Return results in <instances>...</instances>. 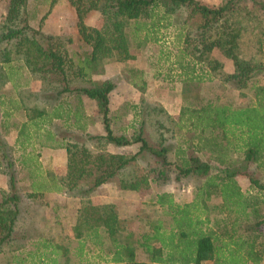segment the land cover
Wrapping results in <instances>:
<instances>
[{"label": "trees", "instance_id": "1", "mask_svg": "<svg viewBox=\"0 0 264 264\" xmlns=\"http://www.w3.org/2000/svg\"><path fill=\"white\" fill-rule=\"evenodd\" d=\"M27 1L8 0L5 17L0 21V60L24 61L46 85L59 93L86 95L96 101L102 113L105 134L85 133L81 140L72 137L66 143V191L82 198L74 228L79 238H87L98 249V262L202 264L213 260L214 264H260L264 259V183L254 176L249 166L256 163L264 169V83L253 78L257 70L264 71V61L256 60L253 55L246 56L243 41L250 19L262 22L264 0H252L253 8L247 0H225L218 6L200 0H69L78 18V37L89 48L80 63L73 59L59 36L31 25ZM182 6L200 18L195 35L190 31L183 34L182 52L194 61L206 62L210 70L221 72L223 63L211 55L214 49H219L234 62V71L224 74L222 79L233 82L240 90L252 92L255 97V102L243 106L212 101L182 106L180 125H177L198 132L194 136L198 141L195 150H204L218 162L215 172L211 163L199 154L182 151L176 153V159L170 158L169 147L152 145L141 128L130 136L115 133L109 114V94L114 82L99 79L85 84L89 68L110 60H126L131 57L133 44L149 40L151 32L144 35L143 32L156 27L157 22L150 27L145 19L152 17L156 9L164 8L172 13ZM91 9L104 13V27L89 26L85 22ZM256 44H264V31L256 38ZM257 52L262 51L257 47ZM207 129L210 134L204 135ZM110 144H136L137 149L128 154L107 152L105 149ZM232 152L242 155L240 163H236ZM145 157H151L147 174L130 173L134 162ZM0 169L8 179L7 187H0L1 253L14 241L21 201L13 149L2 139ZM173 173L175 180L197 175L203 177V182L194 199L184 203L177 202L171 192L159 194L157 202L164 213L154 221L148 219V228L136 240H133L134 233L127 231L114 203L100 207L93 203L94 191L112 178L118 180L122 189L141 190L148 188L151 180L168 182ZM241 173L247 174L259 191L246 194L237 179ZM44 186L42 181L32 183L35 190ZM215 197L220 202L210 206V200ZM81 241L79 257L74 262L91 263L94 258L84 256V240ZM59 247L60 260L42 251L47 264L71 263L70 250ZM138 248L148 255V260L138 259ZM10 250L3 264H26L20 252L15 248ZM42 254L38 264L46 263Z\"/></svg>", "mask_w": 264, "mask_h": 264}, {"label": "rangeland", "instance_id": "2", "mask_svg": "<svg viewBox=\"0 0 264 264\" xmlns=\"http://www.w3.org/2000/svg\"><path fill=\"white\" fill-rule=\"evenodd\" d=\"M6 1L0 0V13L2 14L7 11ZM200 1L210 6H218L225 0ZM247 4L253 8L252 0H247ZM27 11L31 25L43 30L47 28L50 31L60 32L56 36L60 38L63 36L61 40L75 61L79 57H85L84 52L88 51L89 48L84 43H81L78 37V18L75 7L69 0H28ZM2 19L3 17L0 18V21ZM145 20L150 27H152V23L157 22L156 27H152L149 30L146 29L143 32V35L151 32L149 40H143L140 45L133 44L131 46L129 64L134 61L145 60V65H148V68L144 67L145 77L140 81V84L141 82L147 84V96L150 99L147 98L142 104L139 118L131 117L129 113L132 111L129 108V113L127 114L126 112L123 117L116 119V121L113 120V125L116 131L123 130L128 135H132L135 130L143 129L144 135L152 145L159 146L162 144L169 147L170 158L176 159L178 157L176 153L182 151L186 154H199L203 160L211 163L212 172H215L218 168V162L204 150H195L194 145L198 141L194 136L198 132L184 125L179 126L182 106L200 105L210 101L243 106L255 102V97L252 92L240 90L233 82H226L222 79L224 74L234 71V62L219 49H214L211 55L223 63L221 72L210 70L206 62L194 61L191 56H187L182 52V48L185 46L183 34L190 31L195 35L198 31L197 26L200 20L199 15L193 13L187 6H182L172 13H167L164 8H159L153 12L152 17ZM250 21V25L245 31L243 52L246 56L253 55L256 60L262 59L264 61V44L262 46H257L256 44V38L264 31V18L262 22L257 18L250 19ZM85 22L89 26L102 28L105 26L106 17L102 11L91 9L85 17ZM154 36L157 39L153 40L152 37ZM257 47L263 53H258ZM147 58L149 64L147 63ZM105 65V62L98 64V68L96 67L95 71L98 70L97 73L101 74ZM253 78L259 80L260 83H264V71L257 70ZM90 83V80L85 82L87 85ZM73 103L76 105V99ZM120 103L119 97L115 96L113 104L119 106ZM117 111L119 112L120 109H117ZM95 114L97 115V121L100 122L102 113L98 105ZM131 120H134L133 125L128 124ZM139 122H142V125H138ZM178 123L179 125H177ZM209 134L210 130L207 129L204 135ZM66 135H70V138L74 137L75 140H81L83 133ZM130 148L128 147L127 149L126 147L123 151L128 154L136 150L134 147L133 149L132 147ZM105 150L112 152V148H109V146ZM232 156L237 164L240 163L242 155L232 152ZM150 161L151 157L136 160L134 165L130 167L129 172L134 171L140 175L147 174L146 169L150 167ZM17 169V177L24 176L27 172V170L19 166H17ZM249 170L253 171L254 176L264 183L263 168L258 167L256 163H252L249 166ZM174 175L175 173L171 175V179L168 182L151 180L148 188L129 191L120 188L118 180L114 179L115 182H109L102 190L98 187L94 191V204L96 207H100L105 201H113L124 220L127 231L133 232V240H136L148 228V219H153L154 221L163 215V208L157 202L159 194L171 192L177 202L184 203L194 199L196 191L203 182V177L197 175H189L181 180H175L173 178ZM237 179L246 194H255L259 191L258 188L252 185L247 174L241 173L237 176ZM18 187L19 192L21 191L24 196H22L20 214L13 234L14 241L6 247V252L0 253V264L6 262L11 248H15L16 252L21 253L27 260L26 264H32L33 262L38 264L40 253L42 254L44 250L48 257L54 255L60 260L62 255L59 245L70 250L69 256L74 261L79 257L78 247L82 244L81 240H84V256H88V258L96 256L97 258L98 249L87 238L83 239L77 236L73 225L72 209L66 214V220L63 221L62 215L58 213L61 212L60 210L55 208L52 210L36 201H34L36 206L34 203H30L32 200L26 196L32 187L29 181L18 180ZM219 202L220 199L215 197L209 203L210 206H213ZM262 210L264 213V207ZM215 215L218 216V212H215ZM45 242L47 244H44ZM46 255L42 254L45 264H47ZM137 257L144 260L149 258L142 248H138ZM98 264L102 263L98 262ZM202 264H214V261L207 260ZM260 264H264V259Z\"/></svg>", "mask_w": 264, "mask_h": 264}, {"label": "crops", "instance_id": "3", "mask_svg": "<svg viewBox=\"0 0 264 264\" xmlns=\"http://www.w3.org/2000/svg\"><path fill=\"white\" fill-rule=\"evenodd\" d=\"M6 2L8 7V0ZM5 14L6 11L3 14L0 13V18L5 17ZM44 31L53 35L60 33L47 30V28H44ZM61 38L63 39V36ZM130 58L105 62L106 65L101 74L97 73L98 70L95 71V66L89 68L85 78L86 80L109 79L114 82V88L109 94V114L112 128L117 134L126 133L123 130L116 131L113 120L116 121L123 117L126 112L128 114L129 108L132 111L129 113L130 116L139 118L142 104L147 98L150 99L147 96V84L142 82L140 84V81L145 77L144 67L148 68V65H145L144 59L129 64ZM83 59L85 57H79L77 62L80 63ZM115 96L120 99L119 106L113 104ZM75 99L76 105L73 103ZM96 109V101L86 95L59 93L58 90H54L53 86L46 85L42 79L33 74L24 61L0 60V139L12 146L16 166L27 170L24 176L17 178L29 181L30 186L35 181L44 182V189L35 190L31 187L29 192H26V196L32 200L30 203L35 205L34 201H36L44 207L60 210L62 213H58L62 215L63 221L66 220V214L72 209L74 227L79 208L82 205V198L70 195L66 191V184H63L67 181L68 151L66 143L70 138V135L66 134H78L79 132L81 134H105L103 121H97ZM117 109L120 111L118 112ZM128 124L133 125L134 120L129 121ZM138 125H142V122H139ZM126 147L127 149L128 147L137 149L136 144L109 145V148H112V153H125L123 150ZM0 172V187L6 188L8 185L7 176L1 169ZM109 182H115V180L112 178L103 183L99 186L100 190L106 187ZM125 191L129 190L125 189ZM20 195L22 200L24 194L21 191ZM94 197L92 196L93 203ZM105 203L114 202L108 200ZM96 259L94 257V261L87 264H98V259ZM70 264L80 263L72 260Z\"/></svg>", "mask_w": 264, "mask_h": 264}]
</instances>
